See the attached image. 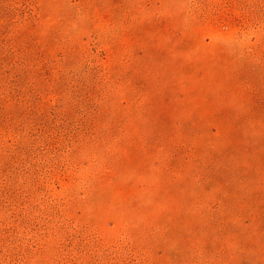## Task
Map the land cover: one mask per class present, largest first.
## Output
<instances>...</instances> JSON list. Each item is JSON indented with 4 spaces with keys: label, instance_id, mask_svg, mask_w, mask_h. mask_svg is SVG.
<instances>
[{
    "label": "rangeland",
    "instance_id": "rangeland-1",
    "mask_svg": "<svg viewBox=\"0 0 264 264\" xmlns=\"http://www.w3.org/2000/svg\"><path fill=\"white\" fill-rule=\"evenodd\" d=\"M0 264H264V0H0Z\"/></svg>",
    "mask_w": 264,
    "mask_h": 264
}]
</instances>
